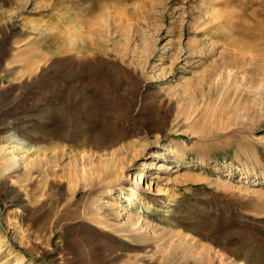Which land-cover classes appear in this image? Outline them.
I'll use <instances>...</instances> for the list:
<instances>
[{
    "label": "rangeland",
    "instance_id": "1",
    "mask_svg": "<svg viewBox=\"0 0 264 264\" xmlns=\"http://www.w3.org/2000/svg\"><path fill=\"white\" fill-rule=\"evenodd\" d=\"M0 264H264V0H0Z\"/></svg>",
    "mask_w": 264,
    "mask_h": 264
}]
</instances>
